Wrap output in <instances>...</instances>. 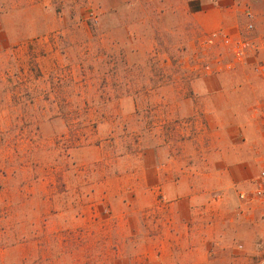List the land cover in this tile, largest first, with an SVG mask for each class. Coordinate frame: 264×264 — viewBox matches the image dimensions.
Masks as SVG:
<instances>
[{
	"label": "rangeland",
	"instance_id": "1",
	"mask_svg": "<svg viewBox=\"0 0 264 264\" xmlns=\"http://www.w3.org/2000/svg\"><path fill=\"white\" fill-rule=\"evenodd\" d=\"M130 1H122L127 11L123 20L130 26L123 34L119 28L117 38L120 44L125 43L119 49L121 55L113 48H107L106 55V48L95 39L98 28L104 33L114 26L111 16L104 18L101 11L104 0H81L72 17L79 26L85 24L92 36L88 39L85 32L78 31L77 45L70 48L69 55L67 32L50 28L57 14L44 13L42 29L31 38L37 44L36 54L44 58L49 54L47 61L39 63L44 74L54 65H58V72L74 74L61 73L54 83L47 76L39 78L42 73L34 69L33 57L24 62L26 72L23 63L13 65L11 78L0 72V264L152 263L148 237L154 235L156 224L162 228L164 212L158 207L148 208L145 201L139 204L131 187L132 171L119 174L116 164L120 162L124 170L128 164L122 155L137 154L144 150L139 148L152 144L154 137L169 134L168 124L178 127L184 123L176 119L172 106L192 98L195 79L208 75L201 68L205 58L199 41L203 34L219 29L188 31L185 35L182 27L188 15L182 16L180 23L176 17L165 15V0ZM185 1L193 9L200 4L205 13L215 10L221 14L235 2L239 6L249 2L264 29V0ZM55 2L43 0L47 5ZM91 13L98 23L89 19ZM103 70L117 72V76L108 77L112 96L105 97L102 78L98 77ZM87 72L98 73L88 78ZM89 80L93 81L86 84ZM261 87L264 94L263 84ZM36 88H40L37 94ZM115 97L148 100L152 105H141L132 121L123 118L106 127L96 124L100 109L82 107L80 117L89 114V121L82 125L80 119L70 128L63 121L52 122L60 114L47 104L48 100L60 99L81 106L84 101ZM42 104H47L46 109L40 107ZM123 105L130 116V105ZM73 130L76 133L72 137ZM82 132L89 135L85 140L79 136ZM250 224L264 230L258 215ZM249 235L241 228L222 233L221 245L204 241L197 253L189 244L187 252L168 254L171 259L166 264H264V241L258 247L259 239L252 240Z\"/></svg>",
	"mask_w": 264,
	"mask_h": 264
},
{
	"label": "crops",
	"instance_id": "2",
	"mask_svg": "<svg viewBox=\"0 0 264 264\" xmlns=\"http://www.w3.org/2000/svg\"><path fill=\"white\" fill-rule=\"evenodd\" d=\"M55 1L52 5H47L43 0H0V72H4L5 77H12L15 63H23L21 67L26 72L24 62L27 57H33L34 69L42 73L39 78L47 76L52 78L54 83L55 78L58 79L61 73L74 74L58 72V65H54L51 72L44 74L39 63L42 60L47 61L50 58L49 54L48 58L36 54L37 44L31 40L38 33V28L42 29L44 19L46 21L44 13H50L52 16L53 13L57 14V17L55 16L57 24L50 25V28L67 32L66 41L70 46L66 50L68 55L70 48L77 45L75 37L78 31L85 32L88 39L92 36V31L88 30L85 24L79 26L74 23L72 17L78 7L76 4L81 0ZM122 1L104 0L106 4L104 3L101 11L105 15L104 18L111 16L113 20L111 25L114 26L107 28L105 30L107 32L104 33L102 28H98L97 35L96 31H93L96 35L93 37L97 38L102 48H106V55L107 48L109 50L113 48L116 55H121L119 49L125 44L124 42L120 44L117 38L119 28L123 34L124 28L130 26L123 20V13L127 11L123 10L125 5ZM186 2L165 0L163 4L164 14L170 18L176 17L179 21L182 16L188 15V22L182 27L185 35L188 31L197 33L209 28L224 29L233 33L243 29L244 20L239 8L245 3L239 6L235 2L221 14L215 10L205 13L200 4L193 9L191 3ZM71 59L69 63L72 62ZM99 60L101 61V58ZM87 73L88 78H92L96 77L98 72ZM110 74L117 76L116 70L113 72L103 70L98 73V77L102 78L105 97L111 93V87L107 83ZM93 80L86 81V84ZM261 86L259 77L245 68L221 75L202 74L194 81L192 98L177 102L175 106L170 105L178 115L176 119L184 123H180L178 127H171L172 125L168 124L169 134H164L162 138L154 137L152 144L139 148L144 150L137 154L122 155L125 165L128 164L124 170L120 162L116 164V168L120 169L119 174L132 171L131 187L136 194V201H139V204L145 201L148 208L154 210L158 207L164 212L162 228L156 224L154 235L148 237V252L152 254L148 259L151 264H166L167 260L171 259V256L168 258V254L173 255L179 250L187 252L189 244L194 246L195 253L199 252L198 246L204 241L211 240L221 245L222 233H235L240 228L248 232L252 240L259 239L260 243L256 246H262L264 230L261 227L259 230L254 229L250 220L241 213L242 204L237 193L239 188L244 187L259 174L264 165V131L256 114V106L264 97ZM38 92L40 88H36L34 93ZM145 102L147 108L152 105L148 100L138 101L132 97L126 100L117 97L96 102L89 100L84 101L81 106H76L70 100L60 99L48 100L47 104L51 108H57L60 114V117L52 120L53 123L65 122L70 126L79 123L81 119L84 125L90 117L87 114L81 118L80 108L93 107L100 109L96 124L106 127L123 118L132 121L135 117L133 113ZM125 103L130 105V116L126 112L128 108L123 105ZM47 104L40 107L46 109ZM163 104L167 102L164 101ZM108 109L113 111L109 113ZM165 127L168 128L167 125ZM75 133L74 130L71 132L72 137ZM80 135L84 140L89 136L88 134L84 136V132ZM137 139L139 141L138 137ZM190 237L194 238L190 241ZM179 239L182 240L177 243Z\"/></svg>",
	"mask_w": 264,
	"mask_h": 264
},
{
	"label": "built area",
	"instance_id": "3",
	"mask_svg": "<svg viewBox=\"0 0 264 264\" xmlns=\"http://www.w3.org/2000/svg\"><path fill=\"white\" fill-rule=\"evenodd\" d=\"M239 10L244 20L241 31L233 33L219 29L200 38L199 44L205 58L202 59L201 68L208 75L233 73L245 68L259 77L264 88V29L260 27V15L249 2ZM89 19L98 23L93 13ZM256 114L264 131V99L256 106ZM248 184L247 188L237 191L242 204L241 213L248 220L258 215L264 223V165Z\"/></svg>",
	"mask_w": 264,
	"mask_h": 264
}]
</instances>
